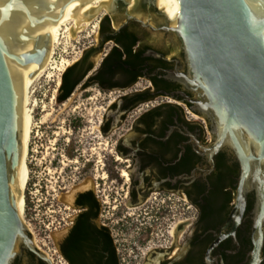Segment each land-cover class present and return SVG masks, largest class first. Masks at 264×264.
Masks as SVG:
<instances>
[{
  "label": "flooded vegetation",
  "instance_id": "af4514ba",
  "mask_svg": "<svg viewBox=\"0 0 264 264\" xmlns=\"http://www.w3.org/2000/svg\"><path fill=\"white\" fill-rule=\"evenodd\" d=\"M155 2L136 0L129 8V0H114L93 30L96 44L72 63L85 90L94 85L104 97L116 94L104 133L111 132L113 113L123 129L129 127L115 142L121 162L112 190L104 198L95 189L99 184L72 192L71 206L64 207L71 212L58 215L55 252L66 264H247L254 246L253 182L238 200L241 164L231 147L214 149L208 118L186 99L194 94L173 79L176 69L185 71L183 51L174 33L162 28ZM115 47L126 61L110 65L115 51L103 63ZM185 108L196 115L189 117ZM151 195V217L132 216L136 209L138 216L149 213ZM12 264L47 263L25 250Z\"/></svg>",
  "mask_w": 264,
  "mask_h": 264
},
{
  "label": "water",
  "instance_id": "95a60500",
  "mask_svg": "<svg viewBox=\"0 0 264 264\" xmlns=\"http://www.w3.org/2000/svg\"><path fill=\"white\" fill-rule=\"evenodd\" d=\"M177 1L175 23L163 12L162 26L183 51L185 71L176 69L173 79L194 94L186 99L208 118L214 149L227 145L238 157V200L253 182L254 246L247 264H259L264 258V0ZM52 26L48 0H0V264H12L25 250L52 264L37 249L13 191L21 158L18 87L43 64Z\"/></svg>",
  "mask_w": 264,
  "mask_h": 264
},
{
  "label": "rangeland",
  "instance_id": "374dc122",
  "mask_svg": "<svg viewBox=\"0 0 264 264\" xmlns=\"http://www.w3.org/2000/svg\"><path fill=\"white\" fill-rule=\"evenodd\" d=\"M103 13L73 36L62 32L49 65L61 63L62 59L76 60L84 48L95 45L93 30L97 29ZM102 55H98L94 62L99 61ZM49 65L28 88L26 107L31 109L32 126L26 155L29 177L23 188L25 205L21 216L38 249L51 259L52 264H66L55 252L58 215L61 211L71 212L70 208L64 207L71 206V195L76 188L99 184L95 189L102 198L103 192L107 195L112 190L121 162L114 152L115 142L128 132L129 126L123 129L119 114L113 113L111 132L104 133L101 126L108 114V104L116 94L104 97L98 86L92 85L85 90L78 85L70 97L58 101L60 83L56 86V81L59 76L61 82V75L49 69ZM48 72H53L54 76L47 77ZM116 196L120 199L118 194ZM154 196L151 195L148 202V214L142 210L138 216L140 211L136 209L132 216L138 217L140 221L143 216H146L144 219L151 217L152 212L149 210H153L151 205H154ZM126 210L134 211L133 208ZM139 220L134 218L133 225L140 226ZM136 231L134 229L131 234L135 235Z\"/></svg>",
  "mask_w": 264,
  "mask_h": 264
},
{
  "label": "bare ground",
  "instance_id": "6f19581e",
  "mask_svg": "<svg viewBox=\"0 0 264 264\" xmlns=\"http://www.w3.org/2000/svg\"><path fill=\"white\" fill-rule=\"evenodd\" d=\"M52 15L53 26L50 36V47L48 54L43 64L37 68L30 78L24 84L18 87L20 93V144L21 158L17 167V184L13 186L14 194L16 195L18 210L20 214L24 211L25 199L23 188L29 177V169L26 162L28 152V144L31 137L32 114L31 109H28V88L32 82L46 69L50 63V57L53 53L55 44L58 43L62 32L73 36L78 31L82 30L86 25L96 19L102 11H110L114 5V0H48ZM136 0H129V8L135 6ZM156 3V2H155ZM157 8H160L174 24L178 14L179 4L177 0H157ZM62 10V11H61ZM61 12V13H60ZM97 23V22H96ZM73 61L62 59L61 63L49 65V69L58 71L59 75L70 66ZM54 76L53 72H48L47 77ZM59 76L56 81V86L59 85ZM55 91V90H54ZM54 96H52L53 98ZM123 176H128L126 170L122 171ZM21 192V193H20ZM37 246V245H36Z\"/></svg>",
  "mask_w": 264,
  "mask_h": 264
},
{
  "label": "trees",
  "instance_id": "16d2710c",
  "mask_svg": "<svg viewBox=\"0 0 264 264\" xmlns=\"http://www.w3.org/2000/svg\"><path fill=\"white\" fill-rule=\"evenodd\" d=\"M107 19V18H105ZM102 19L101 21V28L103 29V23L104 20ZM117 51V56L114 58L112 57L113 52ZM128 51V50H127ZM123 55V52L121 50H118L116 47L114 50H112L103 60V63L109 60L111 58V62L109 63L110 65H116L120 63L121 61H126L122 60L121 57ZM128 60V59H127ZM75 64H71L70 66L66 67L65 70L61 74V82L58 87V94H57V100L62 102L66 100L68 97H70L71 93L74 91V89L81 84L82 82V75H76L73 72ZM90 67V66H89ZM88 69V68H87ZM87 82H84L83 85H86ZM102 130H103V125H102ZM104 131V130H103ZM25 199V197H24Z\"/></svg>",
  "mask_w": 264,
  "mask_h": 264
},
{
  "label": "built area",
  "instance_id": "2783aa9c",
  "mask_svg": "<svg viewBox=\"0 0 264 264\" xmlns=\"http://www.w3.org/2000/svg\"><path fill=\"white\" fill-rule=\"evenodd\" d=\"M185 112L187 115H189V117L195 116L196 114H194L190 109L185 108Z\"/></svg>",
  "mask_w": 264,
  "mask_h": 264
}]
</instances>
